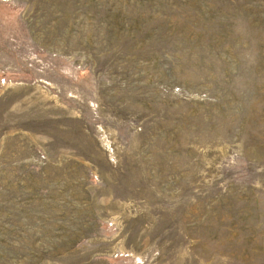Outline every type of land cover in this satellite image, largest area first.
I'll return each instance as SVG.
<instances>
[{
	"label": "rangeland",
	"instance_id": "obj_1",
	"mask_svg": "<svg viewBox=\"0 0 264 264\" xmlns=\"http://www.w3.org/2000/svg\"><path fill=\"white\" fill-rule=\"evenodd\" d=\"M0 264H264V0H0Z\"/></svg>",
	"mask_w": 264,
	"mask_h": 264
}]
</instances>
